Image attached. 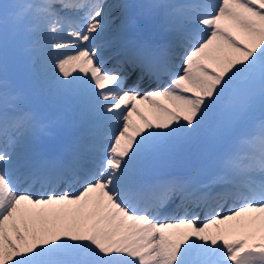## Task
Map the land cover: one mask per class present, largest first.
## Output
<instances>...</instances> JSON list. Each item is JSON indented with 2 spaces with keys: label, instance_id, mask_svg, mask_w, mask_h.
I'll use <instances>...</instances> for the list:
<instances>
[{
  "label": "snow or ice",
  "instance_id": "1",
  "mask_svg": "<svg viewBox=\"0 0 264 264\" xmlns=\"http://www.w3.org/2000/svg\"><path fill=\"white\" fill-rule=\"evenodd\" d=\"M0 264H264V0H0Z\"/></svg>",
  "mask_w": 264,
  "mask_h": 264
},
{
  "label": "bare ground",
  "instance_id": "2",
  "mask_svg": "<svg viewBox=\"0 0 264 264\" xmlns=\"http://www.w3.org/2000/svg\"><path fill=\"white\" fill-rule=\"evenodd\" d=\"M228 208H229V205H225L223 211L226 213L228 211ZM203 217H204V213L202 212L201 213V219H203Z\"/></svg>",
  "mask_w": 264,
  "mask_h": 264
},
{
  "label": "rangeland",
  "instance_id": "3",
  "mask_svg": "<svg viewBox=\"0 0 264 264\" xmlns=\"http://www.w3.org/2000/svg\"><path fill=\"white\" fill-rule=\"evenodd\" d=\"M133 118H134V120L139 121V117H137V116L135 115V113L133 114Z\"/></svg>",
  "mask_w": 264,
  "mask_h": 264
}]
</instances>
